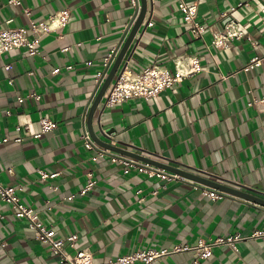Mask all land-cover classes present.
I'll return each mask as SVG.
<instances>
[{
	"label": "crops",
	"instance_id": "obj_1",
	"mask_svg": "<svg viewBox=\"0 0 264 264\" xmlns=\"http://www.w3.org/2000/svg\"><path fill=\"white\" fill-rule=\"evenodd\" d=\"M7 1L0 0V28L8 18L10 26L27 27L62 9L70 15L66 25L38 36L37 53L19 47L0 54V185L20 187L21 202L64 239V250L86 249L93 264L173 245L189 248L153 264H264L263 204L230 193L212 199L202 192L209 185L187 176L150 177L141 165L178 173L123 152L109 149L136 163L92 160L94 150L83 145L87 114L99 91L96 72L111 49L120 50L134 6L128 0ZM186 1L197 4L203 38L189 30L177 0H147L111 83L126 62L133 71L155 64L173 72L176 60L196 56L200 70L149 99L106 107L110 83L92 114V129L103 142L264 198V111L251 104L264 95V0ZM148 19L153 24L145 27ZM228 23L242 36L214 45L212 31H225ZM258 58L259 64L250 65ZM54 68L60 71L53 73ZM29 93L40 97L18 102ZM41 116L56 127L34 138ZM38 169L56 175L42 179ZM89 171L96 183L83 193ZM1 199L0 264H59L27 221ZM70 234L76 237L72 245L66 240ZM235 234L243 237L237 250L215 244L211 256L195 255L198 240Z\"/></svg>",
	"mask_w": 264,
	"mask_h": 264
},
{
	"label": "built area",
	"instance_id": "obj_2",
	"mask_svg": "<svg viewBox=\"0 0 264 264\" xmlns=\"http://www.w3.org/2000/svg\"><path fill=\"white\" fill-rule=\"evenodd\" d=\"M134 6V14L131 17L129 23L125 28V34L130 29L133 24L136 15L140 8L139 0H128ZM151 2L153 0H150ZM19 4L20 0H8L7 4ZM239 3L238 5H242ZM1 7V4H0ZM177 9L182 15L183 21L188 25L189 30L193 35L199 39L203 38V32L205 27L197 21V4L196 2H187L186 0H177ZM235 7H231L230 11L234 10ZM223 15L226 11L222 12ZM70 12L69 9H62L48 17V21L34 22L30 21L29 26H10L12 18L5 20V26L0 28V54L9 51L14 48L24 47L29 54L33 55L38 52L37 43L38 36L51 32L58 27L66 25L68 22ZM153 23L150 19L147 20L146 26H151ZM229 23L226 24L225 31H212L213 40L212 43L216 46H221L226 44L232 37L240 38L242 33L238 29H228ZM33 33L34 38H29V34ZM124 34V35H125ZM37 36V37H36ZM62 37V34L58 35ZM250 43L255 46L257 41L253 40L250 36L246 37ZM64 47L62 50H66ZM119 51V46L111 49L104 57L102 63V69L96 72L94 83L96 89L100 87L106 73L115 59ZM262 58L253 59L250 65H257ZM87 65L91 64V61L86 62ZM175 70L173 72L169 71L164 67L152 64L141 68L138 71H133L127 66V62L120 73L115 77L114 81L110 84L107 91V95L104 99V106L109 107L115 104L126 101L129 98H143L149 99L157 95L162 90L170 87L175 81H180L183 77L187 75H192L193 73L200 70V64L196 56H189L186 58L185 62H181L179 59L175 61ZM7 68L9 65H6ZM70 66H67L69 68ZM59 68H54L53 73H57ZM40 95L37 93H29L25 96H20L17 98L18 102H22L27 98L39 99ZM252 105H255L258 109L264 111V95L258 98H253ZM9 113V111H7ZM39 131L34 133L32 136L34 138L39 137L42 133L51 131L56 127V122L49 119L46 116H41L38 120ZM27 128V126H24ZM21 127L17 125L16 130ZM107 136L109 134L105 133ZM83 145L87 149H93L94 154L92 155V160H97L99 158H109L111 162H120L124 165H133L136 162L133 159L127 158L121 154L110 151L107 148L97 147L96 143L92 139L89 131L84 129L81 135ZM16 142L21 141V137H16L14 139ZM4 141V139L2 140ZM11 170V169H10ZM140 170L145 172L148 176H157L162 178H182L176 173H166L163 169L156 167H149V164L145 163L140 166ZM40 177L42 179L48 176H55L56 173L48 174L45 171L38 169ZM87 181L81 190V192H86L92 188L95 180L92 178V172L87 173ZM20 187L14 186H2L0 185V198L4 202L8 203L13 210V213L17 217L24 218L27 221L28 226L33 230L35 238L40 242L47 244L52 253L57 255L59 264H93L91 253L86 249L77 250L74 254H69L64 250V239L56 238L54 229L47 226L39 217L36 211L24 203L21 202L19 196L17 195V190ZM203 194L209 196L212 199H218L223 197L226 192L221 190H216L215 188L203 187ZM73 195L68 196L71 198ZM261 232H256L255 234H260ZM254 234V235H255ZM74 235L70 234L66 236V240L71 242L74 240ZM243 237L240 234H235L227 237H217L212 241H204L203 239L198 240L197 245L194 247V252L197 258L209 257L211 256V248L215 244H226L231 249L237 250V242ZM188 246L173 245L171 250L168 249H138L133 250L129 253L119 255L115 258H111L107 261V264H153L154 260L167 255L170 252L182 251L188 249Z\"/></svg>",
	"mask_w": 264,
	"mask_h": 264
},
{
	"label": "water",
	"instance_id": "obj_3",
	"mask_svg": "<svg viewBox=\"0 0 264 264\" xmlns=\"http://www.w3.org/2000/svg\"><path fill=\"white\" fill-rule=\"evenodd\" d=\"M146 1L147 0H140V8H139V11L136 15L137 18H135L133 24L131 25L124 41H123V44L119 50V52L117 53L115 59L113 60L109 70L107 71L106 73V76L104 78V81L102 82V84L100 85L99 87V91H97L95 97H94V100L89 108V111H88V114H87V126H88V131L92 137V139L97 143V144H100L102 145V147H105L107 149H110V150H113V151H119V152H123L124 154H128L130 156H133L135 158H141V159H144V160H147V161H150V162H153L157 165H161L171 171H174V172H177L179 175L181 176H187L193 180H196L198 182H201V183H204L206 185H209L210 187H213V188H217L218 190H221V191H224L226 193H230V194H234V195H237V196H241V197H244V198H248L250 200H253L255 202H258L260 204H263L264 205V198L263 197H257L247 191H244V190H240V189H236V188H233L231 186H227V185H224V184H221V183H218L216 181H212L210 179H207V178H204V177H201L199 175H196V174H193V173H190V172H187L185 170H182V169H179V168H176V167H169L168 165H165L163 163H160L158 161H151V159H148L146 157H141L140 155H137L133 152H129V151H126L124 149H121L120 147H116L115 145L111 144V143H107V142H103L101 141L100 139L97 138V136L95 135V132L94 130L92 129V126H91V117H92V114L94 112V110L96 109L98 103L100 102L102 96L104 95V93L106 92V89L108 88L109 84L111 83V80L113 79V77L115 76V74L117 73V70L122 62V59H123V56L125 55V52L129 46V44L131 43L132 39L134 38L136 32H137V29L139 28L143 18H144V15H145V11H146ZM228 19H225L224 22H228L227 21ZM125 65L123 64L120 71L123 69ZM119 71V72H120ZM118 75V74H117ZM109 131H106V133L108 134Z\"/></svg>",
	"mask_w": 264,
	"mask_h": 264
}]
</instances>
